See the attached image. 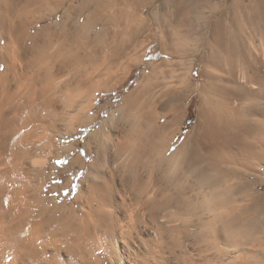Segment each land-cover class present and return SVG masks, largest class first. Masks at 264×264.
I'll list each match as a JSON object with an SVG mask.
<instances>
[{
  "label": "bare ground",
  "instance_id": "bare-ground-1",
  "mask_svg": "<svg viewBox=\"0 0 264 264\" xmlns=\"http://www.w3.org/2000/svg\"><path fill=\"white\" fill-rule=\"evenodd\" d=\"M47 1L0 0V264H264V237L241 208L264 168V48L229 47L222 21L210 28L215 0H164L159 13L171 26L197 24L202 43L217 47L205 58L212 70L195 124L176 144L192 66L165 89V103L156 89L166 70L153 68L88 135L94 158H71L68 171L85 176L72 201L59 203L46 192L52 172L35 177L47 170V151L62 157V137L92 125L106 83L84 68L100 38L114 33L109 64L126 69L151 44L172 59L198 48L187 43L190 28L172 33L165 19L144 16L145 0H92L80 11L59 0L49 12ZM61 10L62 21L31 30Z\"/></svg>",
  "mask_w": 264,
  "mask_h": 264
},
{
  "label": "rangeland",
  "instance_id": "rangeland-1",
  "mask_svg": "<svg viewBox=\"0 0 264 264\" xmlns=\"http://www.w3.org/2000/svg\"><path fill=\"white\" fill-rule=\"evenodd\" d=\"M58 1L59 0H53V1L48 0L47 2H45V8H47L46 11L49 12L50 9L55 8L57 6ZM88 1L90 2L92 0H75L73 3L71 0H68L67 7L73 5L74 7L79 8L80 11L82 10L84 3H87ZM145 1H148L150 3H148L147 7L145 8L144 16L153 17L158 15L157 18L159 20L165 19V21H167L166 24L168 25V29L170 32L173 33V31L176 29L185 30L187 28H190L191 35H193L192 31L194 32L193 35L194 38L192 40H189L187 43L189 44V47L191 49L197 47L198 53L197 55L195 54L194 56H191V58L178 57L172 59L167 57L163 48L159 47L158 45L159 43L155 45L151 44L150 46H147L146 49L147 55L143 61L135 62L136 60L133 59V61L131 60V62L129 63V60L127 59L124 60V63L127 62L128 64L127 63L126 64L129 65L127 69L121 66L114 67L111 66L112 64L111 65L109 64L111 63L109 61V58L111 54L114 53V49H115L113 45L114 33L111 31L112 33H108L105 36L103 35L102 36L103 38H100V40L96 45V49L98 50V52L95 63L94 64L92 63L93 65H91L89 61L86 63L84 68L85 78L95 77V79H98L100 81L103 80V82L106 83L105 86L103 87V90H101V92L96 94L94 107L92 108V111H90V116L93 119L90 122V124L92 125L89 127L76 129L74 132H72L70 136L65 135L64 137H62L58 145L60 149L59 147L57 148L59 149L57 152L59 153L61 152L62 157L60 158L57 157L55 158L54 156L51 157L52 151H47L46 152V154L48 155V161L46 164L47 170L44 174L39 176L37 175V177H35L36 180L43 179V177L45 178V176H47L50 172H52L53 178L50 180L46 179L45 181L46 192L48 193L50 199L57 198L59 203H62L64 200H67L69 202L72 201L74 195L79 190L81 179L85 176V172L83 171L82 168H76L75 170L71 169L68 171V166H69L68 164L71 158L79 154L82 157H84V159L87 162H90L94 158V154L93 153L89 154L85 146L88 135L100 129L102 122L105 119L109 118L113 112L117 111L123 97L128 95L129 92L142 81L145 73H151L153 68L157 67L159 68V70H163V69L166 70L165 78H163L162 75L159 74L161 77L159 78L161 80L160 81L161 85L159 86L161 87L160 88L161 92L159 90V87L156 89V97L158 99H161L160 101L162 103H165L167 98L164 95L167 88H171V86L173 87L174 85H176L179 76H181L183 73L187 71L186 68L188 67L191 68L192 66V69H190L191 73L189 72L190 76L187 78L188 81L186 79L187 83H189V85H191L192 87L190 88L191 91L189 90V93H187V95L184 96L185 98L183 97L181 102L182 110H183L182 115L185 116H183L182 118L183 119L181 124L182 129L179 131L178 137L175 138L176 144L182 142L183 137L186 136V134L191 130V128L195 124L199 107L202 103L201 92H202V86L206 80L205 70L206 68L207 69L209 68L210 71L212 70V68H210L209 66L207 67V61L205 60V58L207 59L206 56L216 52L217 47L213 46L212 44L210 45L207 42V40L202 43L199 37L196 36L199 34L198 33L199 26L197 24L186 25L185 23L178 22L175 28L174 26H171L168 22L170 20V16L164 17L159 13L158 8L163 3L164 0H145ZM215 1L217 2L216 6H218V8L221 7V10L216 14H214L213 17L211 18L210 28L212 30H215L216 22L222 21L223 26L226 28L224 29L225 30L228 29V32L227 31L225 32L226 33L225 37L227 35L228 38L226 37L225 38L226 40H224V42L227 43L229 47L230 46L232 47V45L235 46L242 44V46H244V48H246L247 50H250L254 54H258L259 50L264 48V32H263L264 26L262 25L259 27V24H257L258 20L261 21V18H264V0H215ZM109 2L112 3L113 5L115 0H109ZM62 14H63V10H61L59 14L54 13L53 15H51L52 17L48 15L46 19L42 20L38 26H34L31 30L35 31L49 24L59 23L64 18L62 17ZM89 15H90L89 13L85 14L83 16L82 22L87 21ZM124 26L125 24L119 27L118 29L119 34L120 33L124 34L123 32ZM119 34H117V37H119V39L117 38V42L119 41L121 43L122 41H124L123 35H119ZM125 36L127 37V35ZM84 40H86V38ZM182 43L183 41L181 40L178 47L175 45L173 46L180 50V48L183 46ZM88 49L91 50V48ZM166 60L168 61L169 64L166 63V65H163L164 61ZM134 62L137 64H135ZM99 66L101 68H99ZM96 69L98 70L96 71ZM209 69L206 71H209ZM175 70L176 72H174ZM109 71L110 72L113 71V73L110 74ZM173 82L175 84H173ZM166 119L167 118L165 117L163 120ZM65 123H66L65 121L62 122V124ZM71 144L74 145L75 147L74 149L68 152L66 147ZM53 166L55 169L53 168L52 170ZM263 169L264 168H261L260 171H256L254 173L255 174L254 177L251 179V185H253L254 187L257 186L254 189V191L250 192V193L255 192L253 193L254 197L252 195L246 196L249 192L246 195L244 194L246 200L242 204L241 208L243 210L244 220L247 219L253 220L254 232H256L257 235L260 236L263 235L264 237V170ZM68 180L70 181V185L65 187L64 184ZM75 182H76V190H73L72 185ZM55 186H56V190L51 191V188Z\"/></svg>",
  "mask_w": 264,
  "mask_h": 264
},
{
  "label": "trees",
  "instance_id": "trees-1",
  "mask_svg": "<svg viewBox=\"0 0 264 264\" xmlns=\"http://www.w3.org/2000/svg\"><path fill=\"white\" fill-rule=\"evenodd\" d=\"M72 189L76 190V182L72 185Z\"/></svg>",
  "mask_w": 264,
  "mask_h": 264
}]
</instances>
